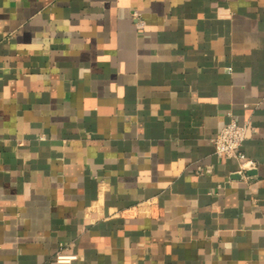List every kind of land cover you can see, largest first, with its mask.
I'll return each instance as SVG.
<instances>
[{"label": "crops", "instance_id": "0c3cea01", "mask_svg": "<svg viewBox=\"0 0 264 264\" xmlns=\"http://www.w3.org/2000/svg\"><path fill=\"white\" fill-rule=\"evenodd\" d=\"M60 250L264 264V0H0V264Z\"/></svg>", "mask_w": 264, "mask_h": 264}, {"label": "built area", "instance_id": "2783aa9c", "mask_svg": "<svg viewBox=\"0 0 264 264\" xmlns=\"http://www.w3.org/2000/svg\"><path fill=\"white\" fill-rule=\"evenodd\" d=\"M136 24L142 28L145 24L140 12L134 13ZM247 124H240L235 118L225 124L219 134L215 137L216 153L220 156L234 157L242 161L245 168L247 161L246 155L242 150L243 141L246 138ZM76 258V254L66 253L60 250L54 257L51 264H71Z\"/></svg>", "mask_w": 264, "mask_h": 264}]
</instances>
